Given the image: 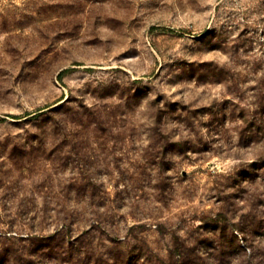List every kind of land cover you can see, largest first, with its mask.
<instances>
[{"label":"rangeland","instance_id":"374dc122","mask_svg":"<svg viewBox=\"0 0 264 264\" xmlns=\"http://www.w3.org/2000/svg\"><path fill=\"white\" fill-rule=\"evenodd\" d=\"M0 264H264V0H0Z\"/></svg>","mask_w":264,"mask_h":264}]
</instances>
